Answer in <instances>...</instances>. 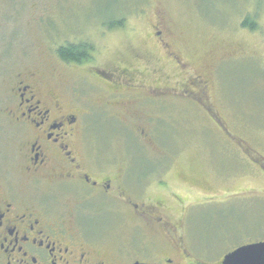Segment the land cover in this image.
Instances as JSON below:
<instances>
[{
    "label": "rangeland",
    "instance_id": "obj_1",
    "mask_svg": "<svg viewBox=\"0 0 264 264\" xmlns=\"http://www.w3.org/2000/svg\"><path fill=\"white\" fill-rule=\"evenodd\" d=\"M159 16L175 34L181 66L156 44L153 26ZM246 19L255 30L244 25ZM80 43L95 48L92 69L95 65L120 74L135 66L144 81L154 84L177 79L181 85L182 75L185 80L198 74L208 78V107L225 131L241 138L244 150L264 162V0H0V105L20 78L39 74L48 81L62 73L58 49ZM66 74L72 81L78 77L73 68ZM103 94L96 90L97 98ZM195 102L159 112L141 108L145 125L156 135V147L130 140L123 123L97 109L96 146L112 158L104 165L117 175L125 166L142 172L133 158L153 155L149 159L159 165V172L147 175L144 186H157L159 175L166 183L173 179L172 185L181 178L197 181L198 188L184 195L192 209L180 231L193 255L216 264L225 252L264 241V175L241 144L229 139ZM156 115L162 124L146 120ZM5 151L9 159H0L1 167L13 162L9 136L1 138L0 158ZM162 154L173 163H158ZM19 164L12 172L17 186L25 182ZM181 213L174 207L172 216L178 219ZM136 225L128 214L126 226L106 237V249L124 247L126 255L139 259L168 250L170 255L166 239L158 234L133 238ZM173 264L188 261L176 257Z\"/></svg>",
    "mask_w": 264,
    "mask_h": 264
},
{
    "label": "flooded vegetation",
    "instance_id": "obj_2",
    "mask_svg": "<svg viewBox=\"0 0 264 264\" xmlns=\"http://www.w3.org/2000/svg\"><path fill=\"white\" fill-rule=\"evenodd\" d=\"M153 30L166 57L183 65L175 34L164 17H157ZM94 50L81 63L60 58L62 73L48 81L39 74L20 78L0 105V141L9 136L14 144L13 162L0 165V264H173L176 257L188 264H207L193 255L180 231L192 209L186 207L191 201L184 195L196 190L199 183L181 178L172 185L173 179L166 183L159 175L157 186H144L147 175L159 172V165L149 159L153 155L132 157L140 162L142 172L125 166L119 175L114 173L104 165L112 163V158L97 151L96 111L101 109L123 123L130 140L156 147V135L145 125L141 108L159 112L196 101L224 133L225 127L208 107L209 79L198 74L185 80L182 75L185 82L181 85L177 79L147 83L135 66L120 74L95 65L92 69ZM85 65H91L90 70ZM70 68L78 72L73 81L64 77ZM98 89L104 92L99 98ZM146 120L163 123L159 115ZM229 139L237 141L230 135ZM164 140L170 142L171 138ZM245 154L264 175V162L250 151ZM5 155L0 159L8 160L6 151ZM162 155L165 157L158 163L172 162L171 156ZM18 160L25 180L21 186L12 178ZM174 207L182 211L178 219L172 216ZM128 214L138 224L131 230L133 238L158 234L166 239L170 255L168 250L139 259L126 255L124 247L106 249V237L126 226ZM235 250L221 254L216 264H223Z\"/></svg>",
    "mask_w": 264,
    "mask_h": 264
},
{
    "label": "water",
    "instance_id": "obj_3",
    "mask_svg": "<svg viewBox=\"0 0 264 264\" xmlns=\"http://www.w3.org/2000/svg\"><path fill=\"white\" fill-rule=\"evenodd\" d=\"M223 264H264V242L239 247L225 257Z\"/></svg>",
    "mask_w": 264,
    "mask_h": 264
},
{
    "label": "trees",
    "instance_id": "obj_4",
    "mask_svg": "<svg viewBox=\"0 0 264 264\" xmlns=\"http://www.w3.org/2000/svg\"><path fill=\"white\" fill-rule=\"evenodd\" d=\"M244 25L250 26L249 28L252 30L255 29V24L254 23L251 24L250 20L248 19H246ZM91 47L92 46L88 45L87 43L68 44L66 46L60 47L57 53H58L59 58H61L66 63H81L82 61H84V59L89 58V55H90L89 53H92ZM224 134H227L228 136L230 135V133L227 131H224ZM236 139L242 145L241 138L237 137ZM241 151L245 152V150H241Z\"/></svg>",
    "mask_w": 264,
    "mask_h": 264
}]
</instances>
